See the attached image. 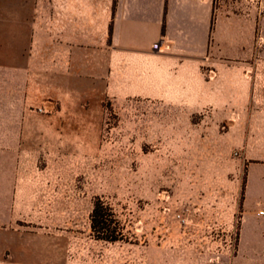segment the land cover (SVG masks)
I'll list each match as a JSON object with an SVG mask.
<instances>
[{
	"label": "crops",
	"instance_id": "obj_1",
	"mask_svg": "<svg viewBox=\"0 0 264 264\" xmlns=\"http://www.w3.org/2000/svg\"><path fill=\"white\" fill-rule=\"evenodd\" d=\"M216 3L0 0L3 109L36 104L56 116L0 117V264H70L68 232L20 214L27 180L19 161L26 143L52 137L41 128L61 125L73 104L106 99L233 119L226 139L246 165L243 202L256 254L233 264H264V20L243 1L230 10Z\"/></svg>",
	"mask_w": 264,
	"mask_h": 264
},
{
	"label": "rangeland",
	"instance_id": "obj_2",
	"mask_svg": "<svg viewBox=\"0 0 264 264\" xmlns=\"http://www.w3.org/2000/svg\"><path fill=\"white\" fill-rule=\"evenodd\" d=\"M34 106L5 111L1 95L0 117H56ZM71 109L58 116L61 125L42 127L52 137L26 143L19 161L27 180L20 214L35 227L68 232L70 264L256 261L243 202L246 165L226 139L233 122L226 123V112L162 111L109 99ZM97 198L113 208L122 241L96 239Z\"/></svg>",
	"mask_w": 264,
	"mask_h": 264
},
{
	"label": "trees",
	"instance_id": "obj_3",
	"mask_svg": "<svg viewBox=\"0 0 264 264\" xmlns=\"http://www.w3.org/2000/svg\"><path fill=\"white\" fill-rule=\"evenodd\" d=\"M91 228L98 240L107 242L123 240V230L113 208L100 198H97L94 202Z\"/></svg>",
	"mask_w": 264,
	"mask_h": 264
},
{
	"label": "built area",
	"instance_id": "obj_4",
	"mask_svg": "<svg viewBox=\"0 0 264 264\" xmlns=\"http://www.w3.org/2000/svg\"><path fill=\"white\" fill-rule=\"evenodd\" d=\"M247 3L248 6L254 11L257 17L260 20H264V0H242ZM162 44V40L155 43L153 45L154 50L160 51V46ZM261 215H264V212H260Z\"/></svg>",
	"mask_w": 264,
	"mask_h": 264
}]
</instances>
